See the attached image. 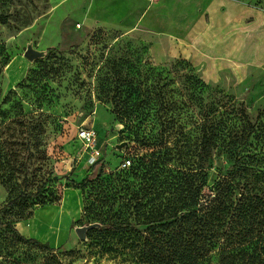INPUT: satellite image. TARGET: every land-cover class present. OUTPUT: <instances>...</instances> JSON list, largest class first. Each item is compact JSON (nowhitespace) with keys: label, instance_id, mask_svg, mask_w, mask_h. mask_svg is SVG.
<instances>
[{"label":"rangeland","instance_id":"374dc122","mask_svg":"<svg viewBox=\"0 0 264 264\" xmlns=\"http://www.w3.org/2000/svg\"><path fill=\"white\" fill-rule=\"evenodd\" d=\"M0 13V207L16 200L2 219L23 236L0 225V264H184V219L104 225L172 210L202 166L206 115L248 137L254 175L234 197L252 188L247 215L220 225L203 264H264V0H9ZM30 44L44 55L28 59ZM81 127L97 132L98 167ZM234 164L215 148L207 184Z\"/></svg>","mask_w":264,"mask_h":264},{"label":"trees","instance_id":"16d2710c","mask_svg":"<svg viewBox=\"0 0 264 264\" xmlns=\"http://www.w3.org/2000/svg\"><path fill=\"white\" fill-rule=\"evenodd\" d=\"M1 1L5 2L9 0ZM8 20L9 17L7 15L0 13V22L7 23ZM217 122L213 116L206 115L204 118L200 152L202 166H200L199 172H184L183 190L174 201L172 210L166 207L163 208L161 204H158L149 213L142 212V216L144 215L145 217L142 221H124L120 224L108 222L104 225L105 232L116 235L128 231L133 232L137 231L138 225L142 223L146 224L148 228L157 226L171 227L182 222L184 219V264H203L210 247H215L216 235L218 234L220 225L224 224L227 227L232 221V219H229L231 214L238 213L239 217L242 216L243 218L247 215L249 205L251 204L249 198L251 197L252 188H249L244 182L243 188L246 191L244 192L246 196L238 199V205H236L234 197L238 189H240L241 179L254 175V170L250 165L251 160H248L252 155V152H250L246 145L248 137L244 133H236L234 135V132L230 133L227 131V124H224L222 128L218 125L222 124V121ZM217 147H222L226 150L229 157L235 161L234 166L237 168L235 171H232L230 167H222L220 179L208 185L207 178L209 174L205 169L209 167L207 165L213 156V150ZM256 175H261V173H257ZM69 182L73 186H76L73 180L69 179ZM206 187L210 188L209 194L204 193ZM39 195L40 191L23 193L19 197L36 198ZM15 202L16 200L12 199L0 207V225L23 237L12 222H5L2 219V214L12 207ZM137 210L139 211V209ZM225 234H228V231ZM27 241L40 244L47 249H52L48 243H43L36 238H29Z\"/></svg>","mask_w":264,"mask_h":264},{"label":"built area","instance_id":"2783aa9c","mask_svg":"<svg viewBox=\"0 0 264 264\" xmlns=\"http://www.w3.org/2000/svg\"><path fill=\"white\" fill-rule=\"evenodd\" d=\"M77 136L85 147L87 161L90 166H97L103 160V148L100 145L96 130L88 127H81L77 130ZM131 160H124L123 167H129Z\"/></svg>","mask_w":264,"mask_h":264},{"label":"water","instance_id":"95a60500","mask_svg":"<svg viewBox=\"0 0 264 264\" xmlns=\"http://www.w3.org/2000/svg\"><path fill=\"white\" fill-rule=\"evenodd\" d=\"M44 55L43 51H40L33 47V45H29L25 51V56L30 60H35ZM87 229V227H81L77 229L78 234L83 237V232Z\"/></svg>","mask_w":264,"mask_h":264}]
</instances>
